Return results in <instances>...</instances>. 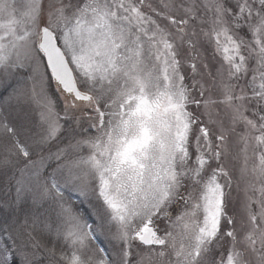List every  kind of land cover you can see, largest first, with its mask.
Segmentation results:
<instances>
[{
	"label": "snow or ice",
	"instance_id": "snow-or-ice-1",
	"mask_svg": "<svg viewBox=\"0 0 264 264\" xmlns=\"http://www.w3.org/2000/svg\"><path fill=\"white\" fill-rule=\"evenodd\" d=\"M0 137V264H264V0H0Z\"/></svg>",
	"mask_w": 264,
	"mask_h": 264
},
{
	"label": "rangeland",
	"instance_id": "rangeland-1",
	"mask_svg": "<svg viewBox=\"0 0 264 264\" xmlns=\"http://www.w3.org/2000/svg\"><path fill=\"white\" fill-rule=\"evenodd\" d=\"M16 2L18 4H20L23 2V0H16ZM185 71L186 72L188 71L187 68L185 69ZM189 83H190V81H189ZM49 91H50V94L53 96V98L57 100L59 107L62 109L63 104L59 100L58 93H56L55 84H52ZM5 95H6V93H5ZM12 114L14 116L15 111H13ZM3 143H4V140L2 137H0V145H2ZM224 163H225V167L228 168V170L231 172L232 177H233L231 200L235 202L236 207H239V202L243 197V188H244V181L240 179V173H239L242 161L240 159L228 158L227 160H225ZM2 179L3 178L0 177V187L3 186ZM237 181H239V189L237 188ZM72 198L74 201V206L77 209L82 210L85 213L86 218H88V214L91 213V206H90L89 202L84 197H80L79 194H77V193H73ZM232 208H233V204H232V202H230V205H229V211L230 212L232 211ZM100 243L102 244L103 247H105L106 249H109V251H111L109 245L107 244V242L104 240L103 237L100 238ZM145 264H149L148 258H146Z\"/></svg>",
	"mask_w": 264,
	"mask_h": 264
}]
</instances>
